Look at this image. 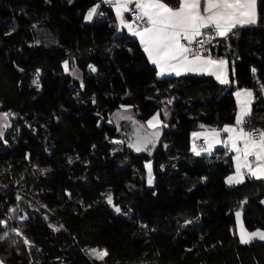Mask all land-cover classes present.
<instances>
[{"label":"trees","instance_id":"obj_1","mask_svg":"<svg viewBox=\"0 0 264 264\" xmlns=\"http://www.w3.org/2000/svg\"><path fill=\"white\" fill-rule=\"evenodd\" d=\"M96 5L105 8L101 0H0V114L13 116L0 142V260L264 264V240L242 244L236 233L239 211L247 231H264V182L247 178L228 188L230 156L222 149L195 155L191 139L201 125L234 124L237 90L254 91L247 119L261 127L253 116H264V0L255 25L213 46L230 63L229 86L210 76L159 80L113 18L85 22ZM73 68L80 82L70 77ZM122 107L141 122L169 108L152 157L116 152L119 131L109 120ZM151 159L153 187L144 177ZM93 248L107 255L91 258Z\"/></svg>","mask_w":264,"mask_h":264},{"label":"snow or ice","instance_id":"obj_2","mask_svg":"<svg viewBox=\"0 0 264 264\" xmlns=\"http://www.w3.org/2000/svg\"><path fill=\"white\" fill-rule=\"evenodd\" d=\"M103 2L115 5L121 24L130 31L132 30L131 24L125 23L120 15L121 9L127 11V5L134 3L135 8L140 9L141 15L138 18H147L146 23L148 26L140 31H133V35L140 37L150 62L159 69L158 76L165 75L166 71L168 73L174 72L176 76H179L183 69L188 72H206L209 75L216 76L221 84H228L229 80L224 76L227 61L222 58L213 59L210 54L202 57L200 48H204L206 43L210 44L216 36L226 37L237 25H251L257 22L256 0H179V7L176 9L163 3L162 0H103ZM97 8H99V5L94 6L85 19L91 20L97 14ZM182 41L186 43H182ZM193 45H199L200 48H194ZM204 50L209 51L206 48ZM189 55H191V59H189ZM64 67L65 70L68 69V61L64 62ZM89 68L93 72L96 71L92 65H89ZM252 71L255 74L256 69L253 68ZM34 83L37 82L34 81ZM261 91L264 92V86H262ZM242 94L249 98L253 97V92L248 89L237 91L235 95L239 99ZM168 103H171V101H168ZM250 105L251 100H245L237 113L235 126H225L223 131L229 133L228 140L231 141L234 151H240L236 145L239 140H243V155L245 158L255 156L257 161H264V129L248 131L243 127L247 122L245 118L251 114ZM0 115L6 119L9 114L3 113ZM159 115L160 113H157L148 121L149 126H154L153 121L162 123L158 120ZM201 127L203 128L204 125H201ZM192 135L193 137H199L202 134L194 132ZM211 135L219 136V132L213 130ZM2 136L3 133L0 132V137ZM141 150L143 149L137 147V151ZM193 150L195 151V149ZM208 151L211 153V145H209ZM196 155H200V152H196ZM146 167L149 169L148 183L151 185V165L148 164ZM248 169L251 177L264 179V163H258L254 169L251 165H248ZM243 182L238 163L236 175L229 176L226 183L231 185ZM107 202L112 205L111 196L107 198ZM261 203H264V201H261ZM115 211L121 213L119 207H115ZM236 215L239 219L240 213L237 212ZM50 227L52 226L50 225ZM54 230L58 231L59 229L54 228ZM17 234L19 235V233ZM247 236V239L244 235L241 236V243L247 244L252 238L264 240V232L259 230L248 233ZM90 254L102 260L107 252L93 249ZM0 264H3V262L0 261Z\"/></svg>","mask_w":264,"mask_h":264},{"label":"crops","instance_id":"obj_3","mask_svg":"<svg viewBox=\"0 0 264 264\" xmlns=\"http://www.w3.org/2000/svg\"><path fill=\"white\" fill-rule=\"evenodd\" d=\"M177 1H178L177 7H172V6L168 5L166 2H164L162 0L163 3H166L168 6H170L173 9H176V8L179 7V0H177ZM258 2H259V0H256V5H255L256 19L258 17V8H257L258 7ZM101 4L104 5L105 8L103 9V8H100V6H99V8L97 10L99 12H104L106 18H109V17L113 18L114 19V22H115V25L118 28L119 33L120 32L121 33H126L127 35H129L133 39H135L138 42L140 48L143 50V52L146 54V56L148 58V54L144 51V46L142 45V43L140 41V37L133 35V31H140V30H142V28H140V26H139V22L131 19L129 17V14H128V12L131 9H137V8H135L134 3H129L127 5V7H128V10L127 11H124L123 9H121V12H120V15L123 17L125 23L131 24V28H132L131 31L127 27H124L121 24V21H120L118 15H117L116 7H115L114 4L104 3L103 0H101ZM137 10H139V12H140V9H137ZM142 19H146L147 20L146 17H143ZM255 24H251V25L244 24L242 26L241 25H237V27L234 28L226 37H228L233 31H235L238 28L249 27V26H253ZM202 31H207V30H202ZM226 37H222V39L223 38L225 39ZM214 57H219L220 59L222 58L225 61H227V64L225 66L224 76L229 80V83L228 84H221L219 82V80L216 79V76L209 75L206 72H188V71H184L183 69L181 70V75H179V76H176L174 72L173 73H168L167 71H166L165 75L158 76L159 69L150 62L149 58H148V60H149L150 64L153 67L156 68V70H157V78L159 80L167 79V78H177V77H181V76H197V77L210 76L219 85H221V86H229L230 85V78H231L230 63L228 62V60H226L223 57L215 56V55H214ZM191 58L192 57L189 55V59H191ZM237 91H241V90H237ZM251 91L253 92V97H251V98L246 97V96H244L242 94L241 97H239V99H238L237 96L235 95L236 92L234 93V98H235V102H236V105H237L236 116H237V113L240 111V107L244 103V101L245 100H249V99L251 100L250 107H251V113H252V106H253V104L255 102V96H254V91L253 90H251ZM261 94H262V97H263V100H264V92L261 91ZM251 115L252 114H250V116ZM250 116H248V117H250ZM248 117H246L245 119H247ZM253 118L255 120H260L262 122V124L260 125L261 126L260 128L264 129V116L258 117L256 114H254ZM235 124H236V118H235L234 124H232V125H225V126H235ZM225 126H223L221 128H215V127H211V128H206V127L205 128H201L200 129L201 131H199L197 133H201L202 135H200L199 137H193V135H192L191 139H192V151H193V153L196 155V152H200V155L199 156H211V155H214L217 150L222 149V150H224L225 154L226 155H229L230 158H231V162H232V166H233V173L231 175H229V176H235L236 175L237 164L239 163V165H240V174L243 177V180L245 181L247 178H253V177H251V175L249 173L248 165H251V167L254 169V168L257 167V164L258 163H264V161H257L255 156H248V157L245 158V156L243 155V149H244L243 140H239L237 142V145H236V147L238 149H240V151L239 152L234 151L232 149V143H231V141L228 140L229 133H226V132L223 131V129H224ZM243 127L246 128L248 126L244 124ZM213 130L219 132V136H213V135H211V133H212ZM200 141H203L204 142V147L202 149H197L196 146H195V144L198 143V142H200ZM209 145H211V153H209V151H208ZM193 149H195V151ZM237 157L239 158L238 160L236 159ZM259 180H261L262 182H264V179H259ZM226 181H227V179H226ZM241 184L242 183H239V184H235L234 183V184H231L230 185L229 183H226V185H227L228 188L236 187V186H239ZM263 201H264V199H263ZM262 204H263V207H264V203H262ZM239 213H240L239 219L237 218V215H236V229H237V227H244V225H243V213H242V211H239ZM256 231H258V230H256ZM256 231H253V232H256ZM261 232H264V231H261ZM254 240H260V239L259 238H253V241Z\"/></svg>","mask_w":264,"mask_h":264},{"label":"rangeland","instance_id":"obj_4","mask_svg":"<svg viewBox=\"0 0 264 264\" xmlns=\"http://www.w3.org/2000/svg\"><path fill=\"white\" fill-rule=\"evenodd\" d=\"M105 19H106L105 13L98 11L97 14H95L92 17L91 20L85 19V22L93 23L95 20L102 21ZM119 34H121V32ZM69 75L72 78V80L77 81V82H80L82 79L81 73L75 68L69 71ZM157 113H160V112H157ZM157 113L154 114L153 116H156ZM152 117L149 118L145 122H141L136 118L135 113L129 107H122L119 110L115 111L111 115L109 122L110 124L115 125L119 131V136L114 140V147H115L116 152H123L124 150H128V151H132L135 154H145V155L152 157L154 155L156 148L158 147L159 143L162 140L163 127L166 125V121L169 118V108L164 109L162 113H160V115L158 116V120L162 121V123H157V121H153L154 126H149L148 121L151 120ZM12 122H13V116L8 115L7 118L5 119L2 115H0V132L3 133V136L0 137V142L5 143L6 137L10 136V133L13 129ZM199 131L201 130H197L195 131V133ZM147 141H150V142H147ZM137 147H140L143 150L137 151ZM148 164L151 165V174H152L151 175V180H152L151 185H149L148 183L149 169L146 167V165ZM144 168H145L144 177H145L146 183L149 187H153L155 185V176H154V171H153L154 169L153 159L147 161L145 163ZM111 206L115 209L113 201H112ZM51 226L53 229L54 228L59 229V227L53 224ZM236 233L241 242L242 235H244L245 238L247 239L248 238L247 234L252 233V232L247 231L244 227H237ZM252 241H253V238L251 239L250 242ZM93 249L101 251V252L102 251L107 252L106 249H97V248H93ZM93 249H89L87 251V254L91 258L97 259L95 255L90 254ZM97 260H100V259H97ZM0 261H2L3 264H5L3 260H0Z\"/></svg>","mask_w":264,"mask_h":264},{"label":"built area","instance_id":"obj_5","mask_svg":"<svg viewBox=\"0 0 264 264\" xmlns=\"http://www.w3.org/2000/svg\"><path fill=\"white\" fill-rule=\"evenodd\" d=\"M129 17L137 22H139V26L140 28H145L147 27V23H146V19H142V18H138L140 17L141 13L139 12V10L137 9H131L129 12ZM201 38H204V37H201ZM222 37H219V36H216L212 41L211 43H206L204 48L208 49L209 51H205L204 48H200L199 45H193L192 47L194 48H200V51H201V55L202 57H206L208 56L209 54L211 55V58L213 59H220L219 57H214L213 53H212V49H213V46L216 44L217 41L221 40ZM182 43H186L184 41H182ZM191 56V55H190ZM246 123L245 125H247L248 127H246L245 129L248 130V131H252L254 129H262L258 126H253L250 122V120L246 119ZM196 148L197 149H202L204 147V142L203 141H200L198 143L195 144Z\"/></svg>","mask_w":264,"mask_h":264}]
</instances>
